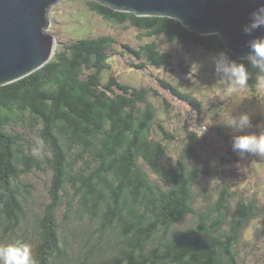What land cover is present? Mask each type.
Here are the masks:
<instances>
[{"label": "trees", "instance_id": "16d2710c", "mask_svg": "<svg viewBox=\"0 0 264 264\" xmlns=\"http://www.w3.org/2000/svg\"><path fill=\"white\" fill-rule=\"evenodd\" d=\"M84 4L148 41L133 47L109 34L58 41L45 65L0 85V246L27 244L36 264H245L239 245L257 214L254 202L241 196L232 210L229 185L214 199L197 188L215 175L223 180L222 170L189 163L194 132L182 151L169 146L177 134L152 101L161 92L111 74L107 52L118 44L137 69L174 72L164 36L191 51L192 60L180 63L185 73L201 55L241 58L219 34H200L174 17ZM159 82L204 112L196 96ZM261 85L264 77L250 69L254 98ZM39 172L48 176L43 202L34 198ZM182 221L185 231L175 230Z\"/></svg>", "mask_w": 264, "mask_h": 264}, {"label": "rangeland", "instance_id": "374dc122", "mask_svg": "<svg viewBox=\"0 0 264 264\" xmlns=\"http://www.w3.org/2000/svg\"><path fill=\"white\" fill-rule=\"evenodd\" d=\"M84 1L59 0L51 6L47 31L54 34L57 41L67 43L76 37L108 34L120 42H130L133 47L148 41L146 38H138L139 31L134 27L123 28L105 21L100 15L89 10ZM159 42L163 48L173 53L174 72L154 67L137 69L130 63L131 56L122 52L123 49L117 44L114 50L107 52L112 68L110 73L122 82L154 87L161 92L163 98H152V101L158 108V118L164 120L168 129L177 134L178 141L169 145L176 153L185 149L191 142L190 132L197 134L199 142L194 147L195 158L190 159L189 163L201 167L203 164L212 165L222 170L224 176L223 180L217 175L212 176L204 185L199 184L198 189L211 192L214 199L221 186L229 185L231 190L236 192L231 200L232 210L241 196L254 202L257 214L243 229L239 246L245 264H264V157L252 154L241 156L235 152L231 146L235 133L223 123L227 122L230 115L247 112L252 121V128L246 131H264V85L259 87L255 98L247 85L239 94L243 100L234 103L233 99L226 95L230 87L229 82L212 69L211 55H201L197 61L191 62L189 71L193 63H199L201 67L195 72L194 64L195 73L189 76V71L183 72L184 68L180 63L192 60L191 51L176 43H169L164 36L160 37ZM159 79L172 81L180 89L196 96L201 100L204 112L199 113L187 101L175 97L160 85ZM212 94L213 98L208 101ZM163 99L169 107L165 106ZM32 180L36 185L34 198L37 202H43L48 197V176L39 172L34 174Z\"/></svg>", "mask_w": 264, "mask_h": 264}, {"label": "water", "instance_id": "95a60500", "mask_svg": "<svg viewBox=\"0 0 264 264\" xmlns=\"http://www.w3.org/2000/svg\"><path fill=\"white\" fill-rule=\"evenodd\" d=\"M59 0H0V85L45 65L58 43L47 31L48 13ZM139 16L167 15L200 34L218 33L242 58L251 39L241 31L257 0H98ZM264 33L257 32L253 35Z\"/></svg>", "mask_w": 264, "mask_h": 264}, {"label": "clouds", "instance_id": "9594fccd", "mask_svg": "<svg viewBox=\"0 0 264 264\" xmlns=\"http://www.w3.org/2000/svg\"><path fill=\"white\" fill-rule=\"evenodd\" d=\"M241 31L250 36L247 42L248 51L240 61L230 58L227 51H220L211 56V66L215 73L229 82L227 97L233 99L234 103H240L241 90L248 85L250 69L258 77H264V34L253 35L254 33H264V0H257V6L249 13L248 21L241 26ZM209 35H218L210 33ZM196 65L197 72L201 65L193 63L189 76L193 73V65ZM213 98V94L208 97V101ZM237 98L238 101H237ZM207 101V102H208ZM224 125L230 128L235 134L232 136V149L239 155L252 154L257 157H264V131L256 133L246 131L252 128V121L247 112H241L236 116L230 115ZM175 230L185 231L182 222H174ZM0 264H36L32 249L23 243H10L0 246Z\"/></svg>", "mask_w": 264, "mask_h": 264}]
</instances>
